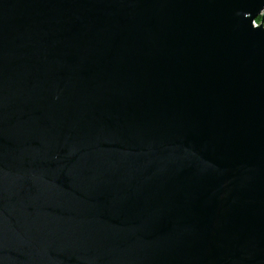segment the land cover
Segmentation results:
<instances>
[{
    "label": "water",
    "instance_id": "1",
    "mask_svg": "<svg viewBox=\"0 0 264 264\" xmlns=\"http://www.w3.org/2000/svg\"><path fill=\"white\" fill-rule=\"evenodd\" d=\"M264 0H0V264H264Z\"/></svg>",
    "mask_w": 264,
    "mask_h": 264
},
{
    "label": "trees",
    "instance_id": "2",
    "mask_svg": "<svg viewBox=\"0 0 264 264\" xmlns=\"http://www.w3.org/2000/svg\"><path fill=\"white\" fill-rule=\"evenodd\" d=\"M256 23H258V24H262V25L264 26V16L261 17V18H257V19H256Z\"/></svg>",
    "mask_w": 264,
    "mask_h": 264
},
{
    "label": "bare ground",
    "instance_id": "3",
    "mask_svg": "<svg viewBox=\"0 0 264 264\" xmlns=\"http://www.w3.org/2000/svg\"><path fill=\"white\" fill-rule=\"evenodd\" d=\"M254 24H255V25L257 24V26H258V23H256V21L253 23V25H254ZM255 25H254V26H255Z\"/></svg>",
    "mask_w": 264,
    "mask_h": 264
},
{
    "label": "built area",
    "instance_id": "4",
    "mask_svg": "<svg viewBox=\"0 0 264 264\" xmlns=\"http://www.w3.org/2000/svg\"><path fill=\"white\" fill-rule=\"evenodd\" d=\"M254 25H255V24H254ZM255 26H257V24H256Z\"/></svg>",
    "mask_w": 264,
    "mask_h": 264
}]
</instances>
